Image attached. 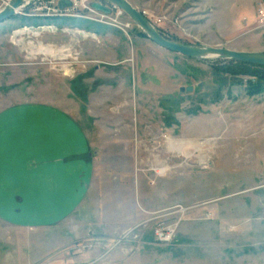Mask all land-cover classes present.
I'll use <instances>...</instances> for the list:
<instances>
[{"label": "rangeland", "instance_id": "obj_1", "mask_svg": "<svg viewBox=\"0 0 264 264\" xmlns=\"http://www.w3.org/2000/svg\"><path fill=\"white\" fill-rule=\"evenodd\" d=\"M59 1L0 23V264H259L263 66L171 53L107 0ZM125 1L171 42L264 54V0Z\"/></svg>", "mask_w": 264, "mask_h": 264}, {"label": "water", "instance_id": "obj_2", "mask_svg": "<svg viewBox=\"0 0 264 264\" xmlns=\"http://www.w3.org/2000/svg\"><path fill=\"white\" fill-rule=\"evenodd\" d=\"M107 1L122 10L125 15H128L130 19L147 34L151 42H153L158 47L165 49L166 51L179 54L188 58H202L206 56L225 59L227 58L232 59L234 61H239L241 63L263 66L264 68V54L235 52L225 49L197 48L171 42L161 37V35L156 30H154V28L150 27V24H148V21L145 19V17L137 10H135L125 0ZM23 2L24 0H10L5 5V7L0 10V23L13 17ZM71 6L72 3L69 0H60L57 7L59 10H63ZM90 7L93 10L102 12L104 14L110 13V10L102 4L91 3ZM191 90L192 88L190 87L186 88L187 92H190ZM181 91H183V89H181Z\"/></svg>", "mask_w": 264, "mask_h": 264}, {"label": "crops", "instance_id": "obj_3", "mask_svg": "<svg viewBox=\"0 0 264 264\" xmlns=\"http://www.w3.org/2000/svg\"><path fill=\"white\" fill-rule=\"evenodd\" d=\"M74 242V241H73ZM106 252H98L95 256V258H102L103 256H106L104 255ZM22 257V256H21ZM27 257V256H26ZM28 258V257H27ZM68 258H70L71 262H74V260L77 258L76 256H74V253H70V255H68ZM113 259H117V260H120V253L116 254L115 256H113ZM27 261H29L27 264H39L40 261L39 259H31L30 257L27 259ZM260 263L259 264H264V256L261 258V260H259ZM67 262V258L65 257V254L63 255H59V257L57 258H54L52 260V263L51 264H61V263H66Z\"/></svg>", "mask_w": 264, "mask_h": 264}, {"label": "built area", "instance_id": "obj_4", "mask_svg": "<svg viewBox=\"0 0 264 264\" xmlns=\"http://www.w3.org/2000/svg\"><path fill=\"white\" fill-rule=\"evenodd\" d=\"M259 15L261 14L264 16V9H259L258 11ZM174 233V227L172 225L170 226H162L157 227V229L154 230V236L159 242L163 243H170L171 238H173Z\"/></svg>", "mask_w": 264, "mask_h": 264}, {"label": "bare ground", "instance_id": "obj_5", "mask_svg": "<svg viewBox=\"0 0 264 264\" xmlns=\"http://www.w3.org/2000/svg\"><path fill=\"white\" fill-rule=\"evenodd\" d=\"M25 2H28V0H24ZM27 31V30H26ZM21 32V31H20ZM19 32V33H20ZM16 33V32H15ZM18 34V33H17ZM34 36H37V34H34ZM16 44V43H15ZM40 47H41V45H40ZM42 54H46V55H49V56H52V57H54L55 55H56V53L55 52H53L51 49H49V48H44L43 50H39ZM194 141V140H193ZM168 142V147L170 148V150H172V151H174V152H176V151H180L181 149H191V150H197L196 148L197 147H195V146H192L191 147V145L190 146H188L189 144L188 143H186V144H184V143H182V142H171V141H167ZM192 144V143H191ZM164 169H161L160 170V173L163 171ZM159 173V171L157 172V174Z\"/></svg>", "mask_w": 264, "mask_h": 264}]
</instances>
